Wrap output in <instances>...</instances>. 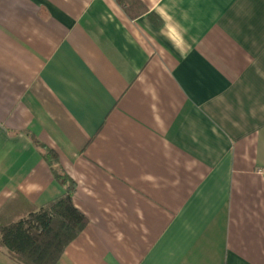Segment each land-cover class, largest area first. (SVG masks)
Returning a JSON list of instances; mask_svg holds the SVG:
<instances>
[{"label": "crops", "instance_id": "obj_1", "mask_svg": "<svg viewBox=\"0 0 264 264\" xmlns=\"http://www.w3.org/2000/svg\"><path fill=\"white\" fill-rule=\"evenodd\" d=\"M70 181L56 264H264V0H0V222Z\"/></svg>", "mask_w": 264, "mask_h": 264}, {"label": "trees", "instance_id": "obj_2", "mask_svg": "<svg viewBox=\"0 0 264 264\" xmlns=\"http://www.w3.org/2000/svg\"><path fill=\"white\" fill-rule=\"evenodd\" d=\"M44 156L49 162L57 160L56 153L47 148ZM54 174L61 177L56 171ZM72 189L70 181L66 191L45 206L18 220L0 222V248L19 264H56L87 223L86 216L72 202Z\"/></svg>", "mask_w": 264, "mask_h": 264}]
</instances>
